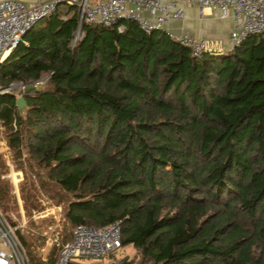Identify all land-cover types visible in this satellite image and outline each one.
Here are the masks:
<instances>
[{"label": "trees", "instance_id": "obj_1", "mask_svg": "<svg viewBox=\"0 0 264 264\" xmlns=\"http://www.w3.org/2000/svg\"><path fill=\"white\" fill-rule=\"evenodd\" d=\"M120 23L81 22L70 44L77 12L59 5L0 62V87L44 76L19 90L22 110L0 93L24 207L37 185L69 227L117 222L119 248L136 254L117 264H264V36L192 56L162 31ZM9 187L0 180L3 212Z\"/></svg>", "mask_w": 264, "mask_h": 264}, {"label": "built area", "instance_id": "obj_2", "mask_svg": "<svg viewBox=\"0 0 264 264\" xmlns=\"http://www.w3.org/2000/svg\"><path fill=\"white\" fill-rule=\"evenodd\" d=\"M184 4H195L199 10L214 7L219 11V18H225L229 12L230 47L239 44L250 34L264 36V0H0V62L18 43L26 45L23 36L27 30L36 21L52 14L59 5L74 6L77 12V26L70 44L81 37V22L116 26L121 31L123 26L120 20L127 19L135 22L144 33L152 30L164 32L169 38L188 48L192 56H198L207 50L203 40L186 33L175 34L167 27L169 22L183 17ZM262 48L264 49V37ZM42 79L33 82L40 85ZM15 86L21 90L22 84ZM12 89L6 88V91L13 92L9 91ZM18 91L15 93L18 94ZM119 247L117 222L101 227L77 224L71 228L68 239L58 245L54 264H99L98 260ZM0 264H29L17 236V226L3 216L1 211Z\"/></svg>", "mask_w": 264, "mask_h": 264}, {"label": "rangeland", "instance_id": "obj_3", "mask_svg": "<svg viewBox=\"0 0 264 264\" xmlns=\"http://www.w3.org/2000/svg\"><path fill=\"white\" fill-rule=\"evenodd\" d=\"M12 84L18 85L20 83L13 82L11 85ZM39 86H41V84L35 85V88ZM19 89L20 88L15 87L9 91L17 93ZM18 95L19 94H16V96ZM0 157L3 165L2 168H0V180L9 183V201H11V205H13L12 209L8 212H3L0 209L1 213L11 223L17 226L18 237L21 235L30 241V252L34 254L35 257L44 264H48L51 259L55 261L58 245L68 239L72 228L68 226L64 218L62 204L55 203L51 198L44 195L38 189L37 185H34L35 205L27 210L24 207V202L19 192L20 186L24 181V175L22 170L18 168L17 164L14 162L12 151L6 145L1 132ZM23 248L30 264L26 249L24 246ZM112 256V258L107 259H105V257H107L105 256V260L102 261V264H117V260L123 257H126L128 260H134L136 258L135 250L130 245L116 249L112 252Z\"/></svg>", "mask_w": 264, "mask_h": 264}, {"label": "crops", "instance_id": "obj_4", "mask_svg": "<svg viewBox=\"0 0 264 264\" xmlns=\"http://www.w3.org/2000/svg\"><path fill=\"white\" fill-rule=\"evenodd\" d=\"M26 2L28 0H20ZM183 17L168 23V29L175 33H186L205 42L207 50H226L230 48L228 40L231 17L219 18V11L214 7L201 10L195 4H184Z\"/></svg>", "mask_w": 264, "mask_h": 264}, {"label": "water", "instance_id": "obj_5", "mask_svg": "<svg viewBox=\"0 0 264 264\" xmlns=\"http://www.w3.org/2000/svg\"><path fill=\"white\" fill-rule=\"evenodd\" d=\"M14 87H16L14 84H12L9 87H0V93L7 92L6 88H14ZM34 89H35V84L33 81L26 82V83L22 84V86H21V90L24 93L31 92ZM15 105H16V108L19 110H22L25 108V101L21 95H18L15 97Z\"/></svg>", "mask_w": 264, "mask_h": 264}]
</instances>
